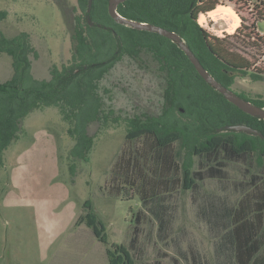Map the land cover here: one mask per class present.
Here are the masks:
<instances>
[{"label": "rangeland", "instance_id": "1", "mask_svg": "<svg viewBox=\"0 0 264 264\" xmlns=\"http://www.w3.org/2000/svg\"><path fill=\"white\" fill-rule=\"evenodd\" d=\"M256 4L262 6L264 0L240 8L245 26H250ZM0 12L7 13L0 30L8 37L30 35L38 53V58L31 57L36 79L48 80L52 66L71 62L78 0H0ZM221 13L222 19L208 13L198 22L212 36L225 38V47L252 65L231 89L264 101V43L250 39L245 27L232 33V15ZM257 33L264 35V21L257 22ZM12 75L11 57L0 55V81ZM100 87L106 110L122 120L116 123L111 117L108 125L90 127L96 140L89 162L75 164L70 158L75 141L53 107L30 114L20 139L5 151L0 167V264H107L112 244L128 247L136 264H235L231 246L222 247L229 229L221 225L228 210L264 218V163L252 154L231 159L224 151L213 158L196 157L193 170L206 178L186 190L182 154L176 157L179 145L164 152L151 138H126L127 118L162 110L164 78L152 57L125 56ZM211 168L222 169V174L208 177ZM87 201L103 222L109 245L87 225H76L87 213ZM262 228L258 234L264 245V223Z\"/></svg>", "mask_w": 264, "mask_h": 264}, {"label": "trees", "instance_id": "2", "mask_svg": "<svg viewBox=\"0 0 264 264\" xmlns=\"http://www.w3.org/2000/svg\"><path fill=\"white\" fill-rule=\"evenodd\" d=\"M250 2L127 0L118 6L117 11L128 20L177 33L204 68L231 89L235 78L248 75L252 65L225 47V38L212 36L198 20L202 14L206 15L219 6L230 7L242 22L237 32L245 27L250 39L264 43V35L256 34L257 22L264 21V4L253 5L250 26H245V18L240 13V8L248 7ZM78 3L80 13L75 18L71 34V62L61 67L52 66L48 80L36 79L32 74L31 57L38 58V53L30 35L21 32L8 37L0 30V55L11 57L13 68L12 77L0 81V167L4 164L5 151L20 139L23 121L33 112L50 107L58 109L63 120L69 124L68 134L75 141L70 158L75 164L89 162L96 140V136L89 133L90 127L94 124L108 125L115 115L114 111L108 112L105 108L101 81L125 56L136 60L142 58V54L152 57L164 78L163 106L156 115L142 113L127 118L128 140L151 138L156 149L164 152L179 145L176 157L182 154L180 167L186 190L193 189L197 180L206 178L193 170L196 157L213 158L224 151L231 159L252 154L259 164L264 163V120L244 113L212 88L177 44L157 33L119 24L109 14V0H93L89 15V0H78ZM88 16L93 26L89 24ZM6 17V12H0V21ZM251 76L254 79L260 77ZM240 96L264 108L263 100ZM113 120L118 123L122 116H115ZM238 124L258 130L263 137L225 131L227 126ZM75 164L70 167L74 176ZM221 171L211 168L208 177L221 175ZM84 208L87 213L80 216L76 225H87L100 242L109 245L105 226L94 212L92 202L87 201ZM224 217L221 226L229 230L223 236L222 247L225 248L226 243L231 246L235 264H252L262 250L258 234L263 229L262 214H256L255 220L237 213L233 215L228 210ZM214 224L215 227L219 225ZM106 252L107 264H136L130 250L123 244H112Z\"/></svg>", "mask_w": 264, "mask_h": 264}, {"label": "water", "instance_id": "3", "mask_svg": "<svg viewBox=\"0 0 264 264\" xmlns=\"http://www.w3.org/2000/svg\"><path fill=\"white\" fill-rule=\"evenodd\" d=\"M127 0H109V14L110 16L119 24L130 27L135 30H141V31H147L152 33H157L165 38L170 39L175 44H177L189 57L192 64L195 66L197 72L199 75L216 91L221 93L227 101L235 105L237 108L242 110L244 113L256 117L260 120H264V108L259 107L252 103L251 101H248L244 98H242L240 95L235 93L232 89L225 87L221 82H219L217 79H215L202 65L200 60L196 57V55L192 52V50L189 48V46L182 40V38L175 32L169 31L167 29H164L162 27L148 24V23H140L132 20H128L124 17H122L118 11V6L125 2ZM93 7V0H89L88 4V15L91 13ZM88 22L91 26L94 24L91 22L90 16H88ZM225 131L230 132H236V133H245L248 135H254V136H260L263 137V134L259 132L258 130L246 126V125H231L227 126L225 128Z\"/></svg>", "mask_w": 264, "mask_h": 264}, {"label": "bare ground", "instance_id": "4", "mask_svg": "<svg viewBox=\"0 0 264 264\" xmlns=\"http://www.w3.org/2000/svg\"><path fill=\"white\" fill-rule=\"evenodd\" d=\"M222 11L225 12H229L232 15V33H234L240 26V18L238 17V15L235 13V11L230 8V7H226V6H219L216 10L212 11L209 13V17L211 18H215V17H220V19H222ZM206 15L202 14L201 17L205 18Z\"/></svg>", "mask_w": 264, "mask_h": 264}, {"label": "crops", "instance_id": "5", "mask_svg": "<svg viewBox=\"0 0 264 264\" xmlns=\"http://www.w3.org/2000/svg\"><path fill=\"white\" fill-rule=\"evenodd\" d=\"M261 242H262V240H261ZM263 248H264V245H263V243H262V250H263ZM261 250V251H262ZM261 251H260V253L256 256V258L254 259V262H252V264H256V262L258 261V263L257 264H264V257L262 258H259L260 257V254H261Z\"/></svg>", "mask_w": 264, "mask_h": 264}]
</instances>
